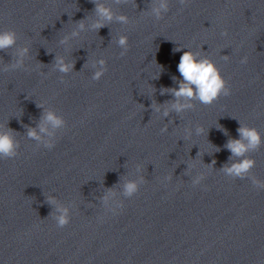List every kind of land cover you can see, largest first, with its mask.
<instances>
[{
	"label": "clouds",
	"instance_id": "clouds-1",
	"mask_svg": "<svg viewBox=\"0 0 264 264\" xmlns=\"http://www.w3.org/2000/svg\"><path fill=\"white\" fill-rule=\"evenodd\" d=\"M95 5L94 13L97 17L96 21L93 22L90 27L94 30H99L105 27L107 24L111 23L115 18L121 24H127L129 18L126 14H121L115 16L112 9L104 4L100 3L99 0H91ZM120 2V0H118ZM123 3H128V0H122ZM135 2V0H132ZM189 0H179L181 5H187ZM151 4L154 6L151 9L152 14L155 19L159 21L163 18V15L169 11V0H151ZM78 28L83 30L85 28L84 21H78ZM73 36L77 35L76 32L72 33ZM222 36H228V31L225 29L221 32ZM17 41V33L12 29H5L0 31V51H6L8 49L14 48ZM62 43L64 41H61ZM119 48L121 49L120 56L123 57L129 51V37L127 35H121L117 41ZM182 49L176 47L173 49L174 52H179ZM29 49L27 47L17 49V59L14 63L5 66L4 71H14L24 67V57L27 55ZM203 51V50H202ZM230 57L228 55L224 56V60L227 61ZM248 57L245 56L240 60L241 64H246ZM99 65L98 70L93 72L92 80L99 81L104 74L107 72V62L104 59H100L98 62H93V67ZM75 64L72 61H66L63 57L57 56L54 61V69L59 73L67 74L74 71ZM162 71L163 68L160 66ZM177 70L182 79H173L176 81L178 87L174 88H162L161 95L170 94L173 99L171 101H166L165 105L159 106L153 104V110L160 112L163 108V115L168 117L171 112H175L177 115L184 113L195 108L194 101H198L199 104L204 106H211L217 102L222 96L227 97L231 95V87L228 80L222 75L219 67L215 61L211 60L209 57H201L199 54L192 52L187 49L183 51L180 56L179 63L177 65ZM43 74V73H42ZM63 83V79H61ZM38 108L43 109V105H37ZM67 126V122L63 116L58 115L54 110H44L42 111L41 121L37 127H26V135L30 140L42 144L44 148L51 150L55 147V142L53 139H43L41 134H46L48 137H53L54 132L49 131V128L53 130L64 129ZM219 130L227 135V130L222 126ZM168 128L165 125L161 128V133L167 132ZM204 129L200 126L196 127V133L202 134ZM239 134V139H229L225 144V147L230 151L231 156L229 160L232 161L231 164H225L220 171L226 176L233 179H245L251 180L253 186L257 189L264 190V180L258 179L255 175H252V169L256 166V162L253 158H249L247 153L258 151L261 146H264V137L261 136L258 129L251 126H246L243 123L237 129ZM187 136L191 135V131L185 129ZM20 142L13 129L7 127V125H0V159H14L19 155ZM217 151L219 149L217 148ZM241 158V159H233ZM215 165V161L210 168ZM189 167H195V163L190 164ZM205 178V173L201 172L197 175L196 179L193 181V186L199 185L201 181ZM165 180L170 181L171 176H166ZM141 180L139 183H142ZM139 183L136 181H127L123 184V191L126 197H133L139 191ZM104 197L107 203L109 196ZM48 201L51 204L57 205V212L59 215L55 216V221L57 227L63 228L70 223V217L68 210L61 207L55 197L49 196ZM122 203H116L110 208V211L115 213L117 209L123 208Z\"/></svg>",
	"mask_w": 264,
	"mask_h": 264
}]
</instances>
